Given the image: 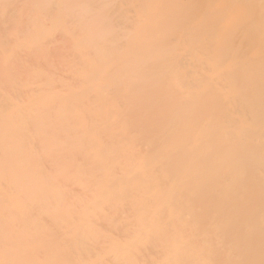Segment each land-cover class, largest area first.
<instances>
[{
  "label": "bare ground",
  "instance_id": "obj_1",
  "mask_svg": "<svg viewBox=\"0 0 264 264\" xmlns=\"http://www.w3.org/2000/svg\"><path fill=\"white\" fill-rule=\"evenodd\" d=\"M0 264H264V0H0Z\"/></svg>",
  "mask_w": 264,
  "mask_h": 264
}]
</instances>
